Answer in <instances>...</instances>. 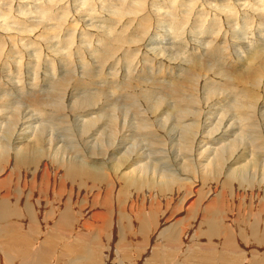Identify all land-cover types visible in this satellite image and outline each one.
Here are the masks:
<instances>
[{
    "label": "bare ground",
    "instance_id": "1",
    "mask_svg": "<svg viewBox=\"0 0 264 264\" xmlns=\"http://www.w3.org/2000/svg\"><path fill=\"white\" fill-rule=\"evenodd\" d=\"M30 4L33 5L29 7L31 12H25L24 7ZM151 24H167L169 32H156L150 37ZM92 33H97L98 39L92 36L98 43L94 41L95 46L86 47ZM73 36H78V45H73ZM139 42H142L139 48L143 50V59L147 60L144 70L140 68L135 49L127 46ZM151 44L155 46L149 47ZM236 46H245V60L237 55L240 61L233 60L228 67L237 51L235 54L226 51ZM256 46L258 48H254ZM122 48V55L119 58L115 55L109 63ZM150 49L155 51L154 62L167 60L169 66L148 63L152 60ZM85 55L97 68H91ZM120 64L119 71L124 73L121 82L115 78V71L105 77L107 68ZM57 66L67 73L77 69L78 80L70 73L63 81H57L53 75ZM201 79V85L212 83L216 87L201 101L208 103V107L201 110L204 134L198 135L195 132L198 123L191 120L199 119L195 107L200 101L195 90ZM40 84L45 88L43 92H37ZM120 90L119 97L121 100L127 97V103H114L116 99L112 97ZM24 92H28L26 100ZM6 94L23 99L19 101ZM231 96L237 97L236 108L232 104L236 100L228 98ZM134 98L142 102L145 113L150 112L149 119L164 114L168 119L170 114L174 121L171 127L177 128L185 142L193 145L191 151L192 146L186 145L187 148L182 142L178 145L185 154L174 166L176 174L192 176L189 182L194 184V178L198 179L202 173L217 174L222 169L226 170L227 177L232 174L240 183L247 176H264V156H259L264 154V137L259 142L260 137L252 135L256 145L251 148L250 128L245 125L253 121H247L248 118L258 115L262 123L259 124L264 127V0H0V162L12 156L14 163H34L49 147L59 151L67 148L66 142L77 138L83 144V151L96 155L89 158L109 164L118 161L109 167L110 173L115 174L117 168L127 169L140 161L123 173L132 183H148L157 177L161 185L171 187L185 181L186 178L177 177L173 171L161 170L155 162H143L153 156L148 151L142 153L141 149L134 151L140 142L136 148L128 147L122 152L129 142L130 132L122 131V135L116 137L115 129L119 119L130 116L126 105L132 104L130 99ZM228 105L234 115L232 119L226 117L229 120L223 129L224 117L229 112L228 108L225 113L224 107ZM113 107L122 118L117 119L115 111H111ZM98 109L103 112L86 118ZM201 111L198 112L201 114ZM138 112L135 113L138 115ZM66 122L74 123V133L71 130L68 137L55 135V126L62 129ZM132 125L129 124V128ZM213 132L217 138L209 135ZM228 135L231 138H227ZM120 152V156H112ZM131 155L132 158L127 159ZM66 163L73 173L82 166L73 157ZM254 229L253 234H257ZM30 256L31 261L27 255L26 262L14 264H38ZM11 258L14 257L11 255ZM3 262L0 264L9 263Z\"/></svg>",
    "mask_w": 264,
    "mask_h": 264
},
{
    "label": "rangeland",
    "instance_id": "2",
    "mask_svg": "<svg viewBox=\"0 0 264 264\" xmlns=\"http://www.w3.org/2000/svg\"><path fill=\"white\" fill-rule=\"evenodd\" d=\"M31 5L24 7L25 12H31L32 8H29L33 7ZM155 25L151 24L150 37L155 36L156 32L158 34L169 32L167 24ZM127 31L130 33L129 29ZM92 35L98 39L97 33H92ZM93 36L90 42L85 43L86 47H89L90 44L95 46V43H92L96 40ZM73 37V45H78V36ZM139 43V45L129 43L127 46L135 49V54L138 55L137 61L142 65L140 68L144 70L143 66L147 60L143 59V50L139 48L142 42ZM254 45L257 44L254 43ZM150 46L155 45L151 44ZM239 47L236 46L234 49L230 48L226 51V53L231 52L232 54L237 51L236 57L235 55L231 57L232 60L230 59L228 67L232 65L233 60H239L238 56L240 60H245L246 49H243L245 46ZM122 50L123 48L119 49L108 62L111 63L116 56L119 58L122 55ZM154 52L151 50L149 53L152 60L148 63L167 67V60L154 62ZM86 59L91 64L90 59L88 57ZM92 64L91 68L93 69L96 66L94 67ZM60 67L57 66L53 74L57 81H63L70 73L75 80H78L77 69L73 68V71L67 73L62 72ZM114 68H107L106 72L103 68V73L105 72L106 77L115 71L113 72L115 78L121 82L124 79L122 78L124 73L119 71L121 64ZM119 76L120 78H118ZM201 81L202 79L195 90V96L198 94L196 97L200 101L195 107L199 119L191 120L198 123V131L195 130L199 133L198 135L203 133L204 127L201 124L204 123V120L201 119L203 111L208 107V103L205 105L201 101L211 89L216 87L212 83L207 86L204 83L201 85ZM39 88H37V92L45 90L41 84ZM120 92L121 90L117 91L112 97V99H116L114 103H120V101L127 103L125 102L127 97H124L123 100L119 97ZM137 94H139L138 91ZM6 96L21 101L23 98L24 100L28 98V92H24L23 98L10 94H6ZM228 98L236 100L232 102L236 108L237 97ZM131 102L132 104L126 105L131 113L126 119H119V116L122 118L123 115H119L114 107V110L111 109V111H115L117 119H119L115 129L116 137H120L122 131L130 132L129 140H127L129 142L122 152L128 147L136 148V144L140 142V146H137L134 151L137 152L141 149L142 153L148 151L153 156L150 159L145 158L143 162L146 160L155 162L161 170L173 171L177 177L186 178L184 183L179 182L170 187L161 185L157 177L148 183H132L127 174L123 173L134 168L140 161L127 169H123L124 166L117 168L118 172L115 174L110 173L109 167L116 165L118 161L109 164L103 160L89 158L96 155L91 154L88 150H86L87 152L83 151L81 148L83 144L77 138H73L74 142H66L67 148L63 147V149H58L59 151L49 147V151L44 150V154L34 163H14L12 156L6 157L0 162L2 165L0 166L2 170H0V263L3 261V263L13 261L11 264L26 262L27 255L29 260V255H31L32 261L38 262V264H264V229H262L264 227L262 224L264 223V176H259V174H255L254 178L247 176L246 179H241L243 183H240L239 180L234 179L232 174H230L231 177H227L226 170L222 169L217 174L202 173L198 179L194 178V184L189 182L192 176L176 174L174 166L177 159L185 154L178 145L182 142L183 146H192L189 147L190 151L193 149V145L185 142L177 128L171 127L174 125V121L170 114L168 119L167 114H164L157 115L152 120L149 119L150 112L146 110L145 113L144 105L140 100L134 98L130 99ZM1 103L0 101V105ZM137 104L139 105L137 106ZM131 106L133 109L130 108ZM225 107V113L228 108L229 112L224 117L223 127L221 126L223 129L226 128L224 127L225 123L229 120L226 117L230 118L234 115L230 109L231 105ZM202 109L203 111H201ZM136 111H139L138 115L135 113ZM198 111H201V114ZM102 112L99 109L95 110L86 118ZM131 116L133 119L130 118ZM238 116L240 117L239 114ZM254 117L248 118L247 121L251 119L253 121L245 124L250 128V133L248 130L246 133H249L250 137H247L250 140L248 142L251 148L256 145L254 138L264 137V127L259 124L261 121L258 120L260 118L258 115ZM255 119L257 120L255 121ZM124 120L127 121L124 122ZM238 120L241 121L240 118ZM66 123L64 124L66 127L62 126V129L55 126V135L69 136V132L75 125L72 126L74 124L72 122ZM124 123L126 126L123 129L126 131L121 129ZM129 124H133L131 127L133 131L129 128ZM161 125L165 126V130H161ZM212 127L213 125L208 127L210 131ZM208 128L207 130H209ZM258 130L260 133L257 132ZM255 131L257 135H260L256 136ZM65 132L67 133L65 134ZM235 132L238 133V131ZM132 133L134 134L132 135ZM215 133L209 135L212 138H217L218 135ZM252 135H255L254 138ZM227 138H231V135H228ZM260 139L259 142L263 141ZM134 143L135 145H133ZM120 155L121 152L112 156ZM259 156L263 157L264 154L261 153ZM70 157L82 164L76 173H73L71 167L66 163ZM131 158L132 155L127 159ZM128 161L126 160V163ZM121 168L123 172H120ZM196 179L199 182H196ZM252 229L258 233L253 234ZM11 255L15 259L11 258ZM4 256L10 258H3Z\"/></svg>",
    "mask_w": 264,
    "mask_h": 264
}]
</instances>
